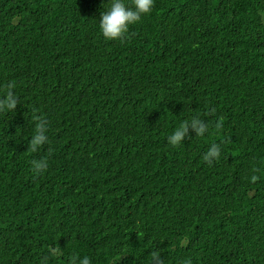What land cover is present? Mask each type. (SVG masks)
I'll return each mask as SVG.
<instances>
[{"label": "trees", "instance_id": "16d2710c", "mask_svg": "<svg viewBox=\"0 0 264 264\" xmlns=\"http://www.w3.org/2000/svg\"><path fill=\"white\" fill-rule=\"evenodd\" d=\"M104 2L0 0L18 97L0 112V264H264V0H154L115 40ZM60 71L80 88L33 100ZM194 115L207 132L168 145Z\"/></svg>", "mask_w": 264, "mask_h": 264}, {"label": "clouds", "instance_id": "9594fccd", "mask_svg": "<svg viewBox=\"0 0 264 264\" xmlns=\"http://www.w3.org/2000/svg\"><path fill=\"white\" fill-rule=\"evenodd\" d=\"M153 3L154 0H131L130 3L128 0H106V2L103 3L98 19L100 34L106 40L121 38L130 25L137 23L142 15L151 12ZM0 65L6 67V64L1 60ZM8 67L10 66L7 65V71L9 70ZM69 78V76L61 71L55 73L52 76L51 87L45 89L34 85L29 90V95H33V100L36 101L49 100L48 98H55L58 96V91L60 89L68 88L76 91L80 88V85H78L79 82L71 81V78ZM17 102L18 97L14 91L13 82H8L4 87L0 86V112H12ZM32 119L35 121V124L28 139V147L35 151L48 141L46 135L47 121L44 116L41 115H33ZM189 130L196 136H202L208 130L207 122L196 115L183 120L166 136V143L173 147L179 145ZM219 151L218 145L212 143L204 153L203 159L211 163V161L218 156ZM22 157L23 156L20 158ZM31 166L33 171L40 172L48 167V160L44 157H40L39 159L32 160ZM79 264H89V258L87 256L81 257ZM182 264H190V261H182Z\"/></svg>", "mask_w": 264, "mask_h": 264}]
</instances>
